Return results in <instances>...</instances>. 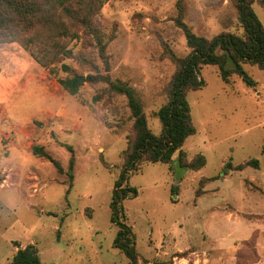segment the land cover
I'll list each match as a JSON object with an SVG mask.
<instances>
[{
  "label": "rangeland",
  "instance_id": "obj_1",
  "mask_svg": "<svg viewBox=\"0 0 264 264\" xmlns=\"http://www.w3.org/2000/svg\"><path fill=\"white\" fill-rule=\"evenodd\" d=\"M253 7L264 24V7ZM179 19L208 38L243 32L235 0H107L95 19L104 52L91 35L62 38L71 55L49 54L47 66L21 41H0V264L29 244L43 264L129 263L114 246L110 203L134 118L111 81L134 89L160 133L157 111L177 69L171 52L190 51ZM244 67L256 87L205 65L206 85L188 93L196 133L182 149L187 161L204 154L205 166H181L177 151L172 163L144 161L131 174L139 193L125 206L139 264H264V69ZM74 74L84 77L76 94L60 83ZM254 158L258 167L235 169Z\"/></svg>",
  "mask_w": 264,
  "mask_h": 264
},
{
  "label": "trees",
  "instance_id": "obj_2",
  "mask_svg": "<svg viewBox=\"0 0 264 264\" xmlns=\"http://www.w3.org/2000/svg\"><path fill=\"white\" fill-rule=\"evenodd\" d=\"M105 1L107 0H0V41H21L47 66L50 63L49 54L54 58L60 54L71 55L62 38L75 39L85 33L91 35L99 44L101 52H104L105 43L95 19ZM257 1L264 7V0H235L238 20L243 28L241 34L224 30L208 38L196 34L179 19L190 51L185 56L171 52L177 69L168 87V100L157 111L162 124L160 133H155L149 126L142 102L134 89L121 81H111L113 89L127 96L134 118V136L125 151V163L114 183L110 203L111 221L119 227L114 246L126 254L129 258L128 264H139L136 233L128 222L125 206L127 198L139 193L138 188L130 182L131 174L137 171L144 161L172 163L177 151L180 154L178 162L183 167L200 169L207 162L204 154L187 161L182 149L186 139L196 133L188 93L206 85V80L201 76L202 68L205 65H216L225 81H230L231 76L237 74L249 86L258 85V81L244 67L245 63H250L264 69V24L253 7ZM56 12L59 14L58 19L53 16ZM43 26L50 30L49 39L37 34ZM62 67L65 70L70 69L67 63ZM60 83L70 93L76 94L83 84V76L74 74L60 79ZM67 148L71 151L69 172L73 176L71 171L75 165L74 148L72 145H67ZM33 152L49 158L60 172L64 171L60 162L43 146H34ZM250 165L258 167L259 159L254 158L238 164L235 169L243 170ZM232 166L230 161L227 162L224 172ZM172 193L175 194L174 187ZM10 264L43 263L36 247L29 244L18 248Z\"/></svg>",
  "mask_w": 264,
  "mask_h": 264
},
{
  "label": "water",
  "instance_id": "obj_3",
  "mask_svg": "<svg viewBox=\"0 0 264 264\" xmlns=\"http://www.w3.org/2000/svg\"><path fill=\"white\" fill-rule=\"evenodd\" d=\"M83 79H84V77H83Z\"/></svg>",
  "mask_w": 264,
  "mask_h": 264
}]
</instances>
